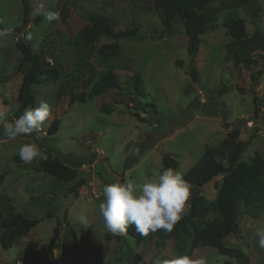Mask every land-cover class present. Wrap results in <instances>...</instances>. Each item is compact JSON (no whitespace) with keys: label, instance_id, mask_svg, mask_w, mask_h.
<instances>
[{"label":"rangeland","instance_id":"1","mask_svg":"<svg viewBox=\"0 0 264 264\" xmlns=\"http://www.w3.org/2000/svg\"><path fill=\"white\" fill-rule=\"evenodd\" d=\"M27 6L24 14L21 0H0V25L21 27L26 19L22 35L35 52L44 53V65L56 67L59 77L32 88L30 108L41 100L51 106L42 133L10 141L0 129L1 217L6 219L7 213L14 211L39 221L9 251L1 249L0 240V264H120L119 258L128 253L138 254L140 264H154L157 258L178 256L173 240L159 241L151 232L138 244L129 232H108L99 214L103 186L117 180L140 183L144 177L155 178L165 154L177 162L176 171L184 175L197 164L205 147H217L233 129L238 130L236 141L247 142L253 136L241 160L248 161L257 153L264 162V53L254 56L256 65L249 70L226 58L223 46L230 38L220 26L225 13L219 0L213 5L219 26L200 37L193 60L196 83L187 73L190 61L182 25L175 22L166 33L152 0H27ZM52 11L59 12L60 19L48 22L45 15ZM227 15L228 19L244 20L248 36L256 31L264 35V0H250ZM96 16L112 17L115 31L137 28L143 38H99L87 60L94 79L83 78L74 90L87 92L100 74L112 71L122 93L68 107L70 85L65 80L79 60L71 41L90 24L89 17ZM35 18H39L38 24L33 23ZM15 43L14 36L0 41V110L10 120L24 112L17 110L22 74L16 71L20 55ZM256 71L262 74L253 82L250 74ZM136 77L145 97L133 94ZM134 113L143 122L132 117ZM54 119H59L60 128L48 138L46 131ZM32 142L45 154L53 151L74 167L75 182L63 184L34 172L40 158L30 163L18 161L20 145ZM80 180H86L87 185L79 188L77 197L69 195L68 190ZM219 180L200 190L205 201L215 198L214 183ZM193 192L190 189L189 200ZM81 214L88 218L87 225L79 222ZM216 220L213 213L205 217L206 222ZM57 224L61 226L60 239L51 246ZM239 227L240 233L224 239V245L243 252L249 264H262L264 254L254 245L256 230L264 228V211L257 217L244 216ZM190 257L222 264L212 249L194 250Z\"/></svg>","mask_w":264,"mask_h":264},{"label":"trees","instance_id":"2","mask_svg":"<svg viewBox=\"0 0 264 264\" xmlns=\"http://www.w3.org/2000/svg\"><path fill=\"white\" fill-rule=\"evenodd\" d=\"M152 1L166 33L171 30L175 22L182 25L186 37V52L190 61L187 73L192 82L196 83L197 73L193 67V60L199 51L200 37L219 26L216 12L218 10L213 8L214 3L218 0ZM21 2L24 14H26L28 11L27 0H21ZM219 2L221 10L225 13L220 26L224 28L230 38L223 46L226 58L232 61L235 66H242L249 70L256 65L254 56L264 53V35L256 31L248 36L245 34V21L239 18L228 19L227 13L232 9L248 5L250 0H219ZM88 20L90 24L76 32L71 41L79 60L73 65L72 72L65 80L70 85L67 92L68 107L75 103L84 104L106 94L122 93L119 79L112 71L100 74L87 92L74 90L76 83L83 78L94 79L87 60L99 38L104 36L113 40L143 38L137 28L134 27L115 31L116 22L109 16L89 17ZM25 23L26 19L23 20L21 27H13V34L8 37L14 36L16 38L15 47L20 55L16 67V71L22 74L17 93V110L19 113L32 105L31 94L34 86L48 85L59 77L56 67L44 65V58L46 57L44 53L42 51L35 52L30 42L22 35ZM33 23L38 24L39 18L33 19ZM5 26L0 25V28ZM261 74V71L251 73L250 79L254 82ZM133 89L134 95L145 97L138 77L135 78ZM121 104L125 103L121 102ZM253 104L255 105L254 115H257L258 109L255 101ZM132 117L138 122H143L137 113H134ZM59 128V119H54L47 128L46 136L52 137L59 131ZM237 137L238 130L233 129L227 134V139L217 147L204 148L197 164L183 175L190 189L194 191L189 200V207L171 232L158 230L152 233L153 237L159 241L173 240L179 255L191 256L194 250L212 249L222 258V264H249V259L243 252L226 247L223 240L230 235L240 233L239 221L241 218L246 215L257 217L264 211V162L257 153L248 161H242L241 156L249 146L253 136L249 141L243 143L236 141ZM46 155L47 159L40 160L34 167V172L46 175L53 181L63 184L75 182L77 173L74 167L67 165L53 151H49ZM17 160L21 161L19 157ZM126 164L128 163L125 161ZM177 165L171 156L165 154L162 156L160 172L167 168L176 170ZM218 177L220 178L219 182L214 183L215 198L212 201H205L200 195V190ZM86 185V180L77 181L68 190V194L77 197L79 188ZM9 207L12 208V206ZM1 212L0 207V229L2 230L0 240L3 251H9L17 240L26 237L33 228L39 225L38 220L14 211L8 212L7 218L2 219ZM212 213L217 215L218 220L206 222L205 217ZM60 230V224L53 228L50 239L51 246L59 241ZM127 232L135 239V244L142 241L143 236L139 235L134 227ZM254 246L264 254V249L259 247L258 237L255 238ZM120 260V264L141 263V257L138 254L132 256L128 253L124 257H120L118 262ZM262 264H264V260Z\"/></svg>","mask_w":264,"mask_h":264},{"label":"clouds","instance_id":"3","mask_svg":"<svg viewBox=\"0 0 264 264\" xmlns=\"http://www.w3.org/2000/svg\"><path fill=\"white\" fill-rule=\"evenodd\" d=\"M45 19L48 22L58 21L60 14L57 11L48 12ZM12 34V26L0 28V41ZM50 114L51 106L43 100L38 106L25 109L22 115L11 120L0 110L2 135L11 141L21 136L42 133L44 122ZM18 155L24 163H30L36 158L47 159V155L35 142L20 145ZM102 196L99 214L108 232L123 235L129 226L134 225L139 235L147 236L158 230H173L187 209L190 186L179 171L167 168L155 178L144 177L140 183L128 179L107 184L103 186ZM78 219L81 224H88L85 215L81 214ZM255 235L259 247L264 249V228L257 229ZM154 264H207V261L203 257L193 259L189 255H178L172 259L157 258Z\"/></svg>","mask_w":264,"mask_h":264},{"label":"built area","instance_id":"4","mask_svg":"<svg viewBox=\"0 0 264 264\" xmlns=\"http://www.w3.org/2000/svg\"><path fill=\"white\" fill-rule=\"evenodd\" d=\"M96 151H97V152H99V150H98V149H96Z\"/></svg>","mask_w":264,"mask_h":264}]
</instances>
